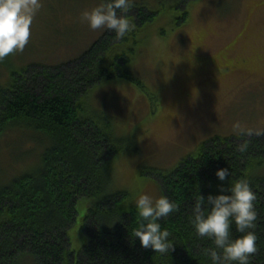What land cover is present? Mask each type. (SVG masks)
I'll return each instance as SVG.
<instances>
[{"label":"trees","instance_id":"16d2710c","mask_svg":"<svg viewBox=\"0 0 264 264\" xmlns=\"http://www.w3.org/2000/svg\"><path fill=\"white\" fill-rule=\"evenodd\" d=\"M129 12L135 30L117 37L110 29L73 67L44 66L39 73L34 69L31 82L23 77L28 69L1 84L0 264H212L204 249L215 245L196 234L191 219L200 192L207 197L218 193L219 185L228 184L215 175L219 167H228L233 180L247 175L257 194L258 215L251 229L257 235V251L249 264H264V132L215 136L201 143L196 156L181 160L174 169L156 170L163 195L177 205L159 218L173 247L167 251L145 248L135 237L134 230L143 218L129 192L112 185V161L134 145L118 135L110 117L93 111L80 97L85 85L92 86L99 78L124 76L140 85L121 68L129 63L133 34L156 13L149 8ZM181 15L179 22L183 23L188 17L186 5ZM10 136H19L17 147L9 143ZM24 136L34 144L20 152ZM242 139L249 140L245 153L236 148ZM2 141L8 143L4 151ZM5 157L15 160L3 164ZM21 157L32 162L22 168L20 162L18 167L16 161ZM80 201L87 204L81 223L87 241L74 252L68 232L77 221ZM231 231L234 237L241 235L234 222Z\"/></svg>","mask_w":264,"mask_h":264},{"label":"rangeland","instance_id":"374dc122","mask_svg":"<svg viewBox=\"0 0 264 264\" xmlns=\"http://www.w3.org/2000/svg\"><path fill=\"white\" fill-rule=\"evenodd\" d=\"M100 2L40 0L25 48L0 59V87L28 69L23 77L31 82L34 69L73 67L110 30L91 29L81 18L84 9ZM185 5L188 17L181 23ZM147 7L155 17L132 33L130 60L121 68L141 86L124 76L99 78L80 96L132 141L133 150L112 161V185L128 191L133 201L145 192L163 195L156 170L174 169L215 136L239 137L236 122L250 134L264 132V0H135L129 14ZM18 137L10 136L11 146H18ZM23 138L20 152L34 144ZM1 146L4 151L8 143ZM20 160L21 168L32 162ZM86 208L80 201L69 228L74 252L87 241L81 229Z\"/></svg>","mask_w":264,"mask_h":264},{"label":"clouds","instance_id":"9594fccd","mask_svg":"<svg viewBox=\"0 0 264 264\" xmlns=\"http://www.w3.org/2000/svg\"><path fill=\"white\" fill-rule=\"evenodd\" d=\"M134 4L135 0H101L91 9H84L81 18L91 29L105 27L114 30L117 37H123L137 27L127 15ZM40 7V0H0V59L25 48ZM233 127L240 131L241 137L251 131L243 129L239 122ZM248 147V139H242L236 146L240 153L247 152ZM215 175L221 181L227 179L228 184L219 185L220 191L207 197L198 194L191 223L198 236H206L214 243L215 247L204 249L212 264H249L251 254L257 251V235L251 230L258 215L254 203L257 194L247 175L230 179L228 167L217 168ZM134 203L143 218L134 230L141 245L159 251L173 247L168 240L169 232L161 228L159 218L167 216L177 205L166 195L153 198L146 192L136 196ZM233 222L241 235H232Z\"/></svg>","mask_w":264,"mask_h":264},{"label":"flooded vegetation","instance_id":"af4514ba","mask_svg":"<svg viewBox=\"0 0 264 264\" xmlns=\"http://www.w3.org/2000/svg\"><path fill=\"white\" fill-rule=\"evenodd\" d=\"M231 67H234V66H231Z\"/></svg>","mask_w":264,"mask_h":264}]
</instances>
